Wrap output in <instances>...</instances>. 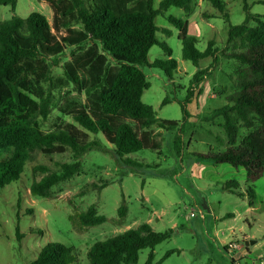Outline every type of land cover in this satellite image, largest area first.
Wrapping results in <instances>:
<instances>
[{
  "label": "trees",
  "instance_id": "obj_1",
  "mask_svg": "<svg viewBox=\"0 0 264 264\" xmlns=\"http://www.w3.org/2000/svg\"><path fill=\"white\" fill-rule=\"evenodd\" d=\"M56 12L59 36L50 30L47 18L31 12L22 18L15 14L17 0H0V6L8 7L11 16L0 20V150L12 148L9 158L0 161V188L17 181L26 162L32 161L39 152L45 157L70 152L72 162L58 164V171L36 165L32 174H42L33 180L29 193L34 197L49 198L51 189L68 181L82 171L80 157L91 147H100L101 142L90 141L88 134L100 133L113 147L114 155L132 164L129 154L148 149L161 154L158 139L160 130H174L177 122L160 120L150 105L141 100L149 87L142 67L157 68L169 79L177 69L171 57L172 50L157 38L160 31H170L155 24L156 16L168 8L183 9L188 13L193 0H44ZM225 21V3L208 0ZM244 21L229 25L225 45L229 50L221 53L235 63L233 92L227 103L215 113H220L227 146L223 150H209L198 154L200 159L215 164L226 163L245 170L249 182L258 179L264 172V19L249 12L247 0H242ZM264 4V1H260ZM214 17V16H208ZM167 23L178 30L181 57L196 68L203 59H211V67L197 69L192 84L201 81L217 62L219 54L215 42H207L200 51L195 37L188 35L186 23L175 16L166 17ZM255 23L254 26L250 22ZM158 46L165 59L148 61V51ZM70 51V60L62 64V83L72 85L83 94L85 102H70L62 110L76 123L57 126L48 133L40 130L38 119L44 121L50 110L51 97L43 88L50 83L51 67L58 66L60 58ZM222 51V50H221ZM190 94V93H189ZM164 98L161 104H166ZM186 117L185 105H181ZM245 131L241 134V131ZM182 144L179 136L174 139L176 154L180 155ZM105 186V185H104ZM95 182L82 185L78 197L91 190L104 187ZM238 183L225 182L222 189L234 191ZM249 203L255 199L251 187L246 190ZM127 208H117V216L123 219ZM74 227H92L106 221L98 215L95 205L68 216ZM172 229L154 231L148 223L129 228L119 234L94 242L87 250L89 264H138L139 253L149 249L143 264H152L154 248L168 239ZM21 237L16 226V238ZM226 250V248L224 247ZM172 251L166 252L155 264H161ZM75 255L71 247L50 242L42 246L36 258L29 264H73ZM232 264L234 260H231Z\"/></svg>",
  "mask_w": 264,
  "mask_h": 264
},
{
  "label": "rangeland",
  "instance_id": "obj_2",
  "mask_svg": "<svg viewBox=\"0 0 264 264\" xmlns=\"http://www.w3.org/2000/svg\"><path fill=\"white\" fill-rule=\"evenodd\" d=\"M159 1L155 0V8ZM194 1L187 14L183 9L170 7L155 18L158 27L170 30L169 35H162L160 31L156 36L171 48V57L177 62L172 78L157 68L142 67L149 83L142 93V102L150 105L160 120L177 122L174 130L153 128V132L160 131V155L143 149L129 154L126 158L132 164L126 163L125 159L122 161L114 155L113 147L100 133H88L63 115L66 104L73 101L83 104L85 97L72 85L61 82V66L70 60L69 50L60 58L58 66L51 67L52 81L42 84L51 97L50 110L44 121L38 119L40 130L48 133L57 126L72 124L86 132L90 141L101 142L100 147H91L84 153L80 157L81 173L54 186L49 198L30 195V184L42 176L39 172L33 175L32 167L43 165L56 172L58 164L72 162L68 149L49 157L37 152L32 161L25 163L17 181L0 188V264H29L40 248L50 242L71 247L75 255L73 264H89L86 252L94 242L142 223H148L156 232L172 229L171 236L155 246L152 264L169 251L172 253L161 264H232V259L233 264H264V172L249 182L241 167L215 164L197 157L227 146L222 117L215 111L227 103V96L234 90L236 65L220 52L229 50L225 45L228 26L244 21L243 2L222 0L228 14L225 21L208 0ZM260 1L264 0H247V3L252 15L264 19V4ZM30 12L43 14L51 32L60 35L57 14L46 1L17 0V16L24 18ZM169 15L187 24L188 35L196 38L198 50L203 51L209 40H214L219 50L217 62L197 84L191 83L193 74L198 68L211 67V59L201 60L198 68L182 59L178 30L166 21ZM10 16L9 8L0 6V20ZM250 25L255 23L251 21ZM147 58L151 62L165 59L166 55L154 45ZM164 98L167 103L161 104ZM176 136L183 145L180 155L174 148ZM11 152V147L1 149L0 161L9 158ZM230 180L238 183L237 189H222ZM87 182L105 186L78 197L80 187ZM248 187L255 195L251 204L246 195ZM90 205H95L98 215L104 216L106 221L92 227H74L68 216ZM121 205L127 208L123 219L117 216ZM16 226L21 235L18 240ZM229 244L235 247L229 248ZM148 253L149 249L140 251L138 264L145 262Z\"/></svg>",
  "mask_w": 264,
  "mask_h": 264
},
{
  "label": "crops",
  "instance_id": "obj_3",
  "mask_svg": "<svg viewBox=\"0 0 264 264\" xmlns=\"http://www.w3.org/2000/svg\"><path fill=\"white\" fill-rule=\"evenodd\" d=\"M194 2H195V1L193 0V1H192V5H193ZM190 11H191V10H190ZM190 11H189V12H190ZM189 12H188V13H189ZM30 13H31V12H30ZM186 14H187V13H186ZM180 19H181V18H180ZM159 28H160V27H159ZM163 28H164V27H163ZM164 29L169 30L168 28H164ZM169 31H170V30H169ZM187 33H188V31H187ZM163 34H164V33H162V35H163ZM164 35H165V34H164ZM177 35H178V34H177ZM159 40H160V39H159ZM161 41H164V40L161 39ZM209 41H210V40H209ZM213 41H214V40H213ZM164 42H165V41H164ZM177 68H178V66H177Z\"/></svg>",
  "mask_w": 264,
  "mask_h": 264
},
{
  "label": "built area",
  "instance_id": "obj_4",
  "mask_svg": "<svg viewBox=\"0 0 264 264\" xmlns=\"http://www.w3.org/2000/svg\"><path fill=\"white\" fill-rule=\"evenodd\" d=\"M190 216H192V213L190 214ZM234 247H235V246H234ZM234 247H232V245L229 244V248H234Z\"/></svg>",
  "mask_w": 264,
  "mask_h": 264
},
{
  "label": "water",
  "instance_id": "obj_5",
  "mask_svg": "<svg viewBox=\"0 0 264 264\" xmlns=\"http://www.w3.org/2000/svg\"><path fill=\"white\" fill-rule=\"evenodd\" d=\"M250 243H252V242H250ZM246 244H248V243L246 242Z\"/></svg>",
  "mask_w": 264,
  "mask_h": 264
}]
</instances>
